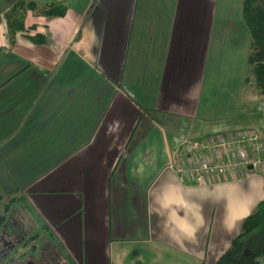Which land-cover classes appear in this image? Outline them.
Here are the masks:
<instances>
[{"label": "crops", "instance_id": "crops-1", "mask_svg": "<svg viewBox=\"0 0 264 264\" xmlns=\"http://www.w3.org/2000/svg\"><path fill=\"white\" fill-rule=\"evenodd\" d=\"M15 1L0 0L2 195L25 197L67 263L216 264L264 177L188 184L167 163L185 139L240 129L219 115L244 91L204 88L246 72L221 52L219 0H42L66 13L28 12L11 45Z\"/></svg>", "mask_w": 264, "mask_h": 264}, {"label": "trees", "instance_id": "trees-1", "mask_svg": "<svg viewBox=\"0 0 264 264\" xmlns=\"http://www.w3.org/2000/svg\"><path fill=\"white\" fill-rule=\"evenodd\" d=\"M67 7L61 2L42 0H16L3 12L7 25L8 39L11 45L19 33L26 31L24 19L28 12L34 16L62 17ZM241 16L249 35V46L246 56L247 71L243 84L253 88L258 95H264V0H243ZM36 44L44 42L40 35L29 37ZM2 50L0 49V54ZM17 194L8 196L4 205L5 214H0V230L6 222L7 214L15 204L21 202L33 217V224L41 233L46 226L37 218L35 212ZM264 258V199L258 203L253 213L248 215L241 230L232 240L230 247L219 257L216 264H256L257 259ZM72 264V263H68Z\"/></svg>", "mask_w": 264, "mask_h": 264}, {"label": "rangeland", "instance_id": "rangeland-1", "mask_svg": "<svg viewBox=\"0 0 264 264\" xmlns=\"http://www.w3.org/2000/svg\"><path fill=\"white\" fill-rule=\"evenodd\" d=\"M242 1L243 0H219L220 6L222 5L220 9L222 13L221 16L224 17L220 18L222 19L220 24L223 22L227 23L226 29L230 33L223 35L226 37V43L223 44L222 39L221 52L222 54L234 53L236 55V51L238 50L241 51L239 57L241 58L243 55L245 58L249 46V35L241 16ZM241 49H243V51ZM225 59L227 60L228 57ZM245 64L247 71L246 59ZM204 84V88L207 87V85H213L215 91H217V88L221 89V91L228 90V92L241 90V93H243L242 91H244L246 95L244 98L246 99L243 98L239 106L231 105L230 103L223 105L222 112L219 115L221 119L219 123L229 122L237 118L240 123L237 127H252L264 137V95H258L253 88L245 86L243 84V79H238V81L230 79L228 81L213 82H208V80H206ZM217 96L218 93L215 92L214 97ZM220 98L227 102L228 99H231V96L223 95L220 96ZM16 197H22L24 201L26 200L21 193H18ZM7 201L8 194L2 195L0 192V214H5L4 205ZM19 203L20 204H15L10 209L6 217V222L0 230V248L3 242L10 244L14 241V236L21 234V236L25 238L24 241H27V246L25 249L19 248V253H23V251L25 252L26 250L25 253L31 254L34 250H37V257H39L37 261L38 264H48L49 262L54 264H68L67 260L60 254L58 247L52 241L51 235L48 236L39 233L37 227L33 224L31 218L33 216L30 214V211L24 207L21 202Z\"/></svg>", "mask_w": 264, "mask_h": 264}, {"label": "built area", "instance_id": "built-area-1", "mask_svg": "<svg viewBox=\"0 0 264 264\" xmlns=\"http://www.w3.org/2000/svg\"><path fill=\"white\" fill-rule=\"evenodd\" d=\"M245 168L264 177V139L250 128L210 134L198 141L185 139L174 148L167 163V169L188 184L237 177ZM256 264H264V258L257 259Z\"/></svg>", "mask_w": 264, "mask_h": 264}, {"label": "flooded vegetation", "instance_id": "flooded-vegetation-1", "mask_svg": "<svg viewBox=\"0 0 264 264\" xmlns=\"http://www.w3.org/2000/svg\"><path fill=\"white\" fill-rule=\"evenodd\" d=\"M24 237L21 234L14 236V241L9 243L3 242L0 248V264H38L37 250H34L31 254L19 253L18 249H25L27 241H24ZM29 239V238H28ZM35 240V239H34ZM24 256V257H23ZM54 264V263H48Z\"/></svg>", "mask_w": 264, "mask_h": 264}]
</instances>
